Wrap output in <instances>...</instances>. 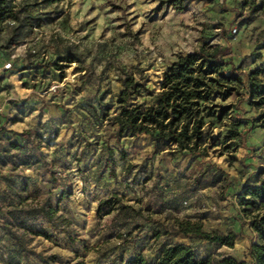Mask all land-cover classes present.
I'll return each instance as SVG.
<instances>
[{
  "label": "rangeland",
  "instance_id": "1",
  "mask_svg": "<svg viewBox=\"0 0 264 264\" xmlns=\"http://www.w3.org/2000/svg\"><path fill=\"white\" fill-rule=\"evenodd\" d=\"M158 3L8 0L0 58L25 47L0 72V264H124L138 252L153 262L177 242L213 262L230 255L253 264L248 246L257 236L238 193L264 168V105L244 98L223 119L208 117L207 148L196 155L153 134L116 138L103 108L119 111L126 72L144 76L156 92L176 55L202 43L226 48L244 72L245 94L248 72L260 69L264 79V4L252 15L244 0H185L184 10ZM229 130L237 133L226 137ZM61 188L70 195L58 203ZM19 197L27 204L47 199L56 212L15 221L5 212ZM177 218L200 221L208 232L234 231V245L216 248L200 235L177 233ZM42 225L48 238L27 232Z\"/></svg>",
  "mask_w": 264,
  "mask_h": 264
},
{
  "label": "trees",
  "instance_id": "2",
  "mask_svg": "<svg viewBox=\"0 0 264 264\" xmlns=\"http://www.w3.org/2000/svg\"><path fill=\"white\" fill-rule=\"evenodd\" d=\"M7 2L8 0H0V23L10 16ZM262 4L264 0H244V5L248 6L252 15L262 8ZM163 5L173 7L175 10H184L186 6L185 0H159L158 7L161 8ZM227 54L226 48L221 45L202 43L195 50L176 55L162 71L159 89L156 92L147 86L144 76L137 77L135 72H126L121 78L122 88L116 95L119 111L109 115L106 108H103L105 116L115 125L114 136L121 138L126 133L153 134L164 144L174 145V149L192 155L203 154L207 148L205 129L211 124V121L207 120L208 117L223 119L238 109L244 98L251 105H264V79L257 77L262 70L255 69L246 74L248 82L245 86L246 92L242 94L239 85L244 84L240 76L244 72L240 65L232 64ZM229 65L231 67L227 70ZM235 92L239 95L235 102H223ZM143 96H151L153 100L135 102ZM259 119L260 125L264 126V110H261ZM236 133L229 130L226 137ZM13 147L17 148L18 144H13ZM107 149L109 156L112 157V148L107 146ZM111 159L113 161V158ZM111 173H115L113 168ZM258 174L260 178L257 183L245 184L238 193V204L249 218V225L257 236V240L249 244L248 254L253 264H264V168L259 169ZM12 193L18 195L14 190ZM69 195L68 190L61 188L57 202H61ZM18 199L19 204L15 200H10L5 212L15 221L31 220L32 216L39 215L49 219L56 212L47 199L37 200L32 204L25 203L20 197ZM109 201L105 199L99 205ZM7 225L12 229L10 222ZM175 226L177 233L200 235L216 248L224 245L232 247L237 236L234 231L226 233L204 231L200 221L188 218L183 220L177 218ZM27 232L49 237L43 225L39 229L31 226ZM124 264H246V261L226 255L213 262L208 256L197 257L191 245L177 242L164 245L153 262H149L141 252H138Z\"/></svg>",
  "mask_w": 264,
  "mask_h": 264
},
{
  "label": "built area",
  "instance_id": "3",
  "mask_svg": "<svg viewBox=\"0 0 264 264\" xmlns=\"http://www.w3.org/2000/svg\"><path fill=\"white\" fill-rule=\"evenodd\" d=\"M233 31H236V28H233ZM25 45H20L16 48L15 52L11 54L10 58L7 60L0 59V72L9 70L12 67V61L16 56L21 55L24 52Z\"/></svg>",
  "mask_w": 264,
  "mask_h": 264
},
{
  "label": "crops",
  "instance_id": "4",
  "mask_svg": "<svg viewBox=\"0 0 264 264\" xmlns=\"http://www.w3.org/2000/svg\"><path fill=\"white\" fill-rule=\"evenodd\" d=\"M1 59V58H0ZM189 219H191V218H189ZM184 243H186V242H184ZM187 244V243H186Z\"/></svg>",
  "mask_w": 264,
  "mask_h": 264
}]
</instances>
